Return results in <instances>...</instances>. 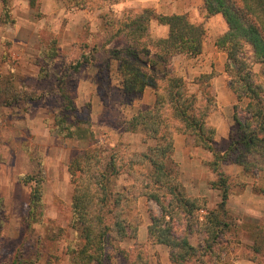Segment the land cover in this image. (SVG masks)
Instances as JSON below:
<instances>
[{
	"label": "trees",
	"instance_id": "trees-1",
	"mask_svg": "<svg viewBox=\"0 0 264 264\" xmlns=\"http://www.w3.org/2000/svg\"><path fill=\"white\" fill-rule=\"evenodd\" d=\"M62 1L69 7L94 10L105 8L111 0ZM2 3L0 21L13 24L7 0ZM28 4L35 7L38 0H28ZM202 8L205 17L221 14L227 24L226 32L215 39V45L227 54L224 69L229 77V87L236 96L232 115L234 132L229 133L225 152L216 147V128L209 122V117L217 109L211 85L216 72L200 74L190 83L174 71L171 63L175 55L194 57L202 52L206 38L202 23L191 21L186 13L163 15L149 8L140 13L124 11L117 20L109 13H103L99 35L105 40L98 44L99 35L91 32L87 35L96 38L95 41L87 38L74 43L75 48H80V54L63 67L62 76L59 74L57 91L62 100L54 114L57 135L88 143L67 166L72 183L71 226L80 238L79 245L68 249L70 264H103L108 260L107 245L135 239L137 228L130 224L125 214L140 196L152 200L161 210L159 215L150 214L147 239L152 244L168 248L171 264L191 261L206 264L207 256L220 264L222 253L237 244L228 239L221 240V236L232 232L238 225L227 208L231 186L229 176L220 169V163L228 151L235 150L234 162L243 172L264 169V0H203ZM152 19L168 26L165 37H151ZM120 38L122 48L110 51L118 61L117 71L125 99L131 102L140 98L147 87L154 94L153 102L141 104L126 121L124 130L140 131L145 140H152L154 144L148 145L143 152L118 155L112 151L105 162L104 151L93 146L95 137L89 120L75 115L78 108L69 96L67 82L84 64L95 61L96 53ZM49 39L40 42L36 61L39 80H49L56 73L54 61L59 54L58 42L54 37ZM249 48L251 58L247 59L245 50ZM254 64L261 66L263 81L256 79ZM97 75L105 86L109 84V61L97 65ZM2 92L6 94L5 105L19 102L22 97L19 91L11 93L8 87L0 89V94ZM25 92L23 97L27 101L42 96L33 91ZM245 99L247 102L241 105ZM88 106L89 103L85 105ZM176 133L191 136L193 146L213 156L212 160L203 162L217 175V179L210 182V186L219 191V201L212 209L208 208L204 197H192L185 192L174 159ZM122 174L129 176L132 184L117 191L115 179ZM19 181L30 184L27 219L36 221L40 215L38 210L43 206V178L21 175ZM201 209L205 210L202 221L198 219ZM2 210L0 197V214ZM176 223L184 224L181 231ZM243 229L253 235L252 244L245 246L251 253L247 258L258 264V257L264 255V225L246 224ZM196 232H202L204 238L198 245H193L189 236ZM136 258L137 262L133 260L130 264H148L140 252ZM10 264L33 262L17 255Z\"/></svg>",
	"mask_w": 264,
	"mask_h": 264
},
{
	"label": "rangeland",
	"instance_id": "rangeland-1",
	"mask_svg": "<svg viewBox=\"0 0 264 264\" xmlns=\"http://www.w3.org/2000/svg\"><path fill=\"white\" fill-rule=\"evenodd\" d=\"M2 2L3 0H0V14ZM7 3L14 23L0 21V89L8 87L11 93L19 91L22 97L19 102L5 105L3 100L6 94H0V197L3 200V210L0 214V264H10L17 255L31 260L33 264H70L68 249L79 245L80 238L71 226L72 183L67 166L88 143L64 138L54 130V114L62 100L57 91L59 74L62 76L63 67L76 60L80 54V48H75L74 43L89 38L87 34L91 32L100 34L99 28L103 25L100 16L103 13H109L112 19L117 20L122 17L124 11L140 13L146 8L133 5V0H111L105 8L94 10L69 7L62 0H38L35 7H30L28 0H7ZM52 37L57 39L59 50L54 61L56 73L49 80H39V66L36 61L40 42L41 39L48 41ZM95 39L89 38V41ZM104 40L105 38L99 35L96 42L101 44ZM122 46L121 38L113 40L95 54V61L84 64L67 82L69 96L78 108L75 115L89 120L95 137L93 146L104 151L105 162L112 151H116L118 155L143 152L148 145L154 144L152 140H145L140 131L124 130L126 121L144 103H140L141 97L130 102L123 95L121 78L117 71L118 61L110 51ZM245 52L246 58L250 59L249 49ZM105 60L109 61L110 76L106 86L99 81L97 75V65ZM253 71L256 79L263 81L259 64L253 65ZM25 91H33L42 96L37 100L27 101L23 97ZM245 102L246 99L241 105ZM87 103L89 106L85 107ZM238 111L242 114L241 109ZM233 130L232 119L229 133ZM182 143L184 147H192L193 139L186 135ZM219 143L225 146V138L219 140L218 145ZM218 145L216 144V147L222 152ZM228 145L229 137L223 152L227 150ZM236 156L235 150L228 151V155L220 163V169L229 176L230 196L235 197L234 195L248 186L251 192L248 196L256 194L264 200V169L253 168L245 173L241 166L234 162ZM178 157L183 159L182 154ZM212 159L213 156L208 151L199 153L191 149L184 161L189 165L186 164L181 169L180 162L175 160L178 176L186 194L204 197L210 209L214 207L209 205V200L217 199L218 203L219 191L210 186V182L216 180L217 175L203 162ZM194 161L198 163V169L195 170L190 165ZM21 175L43 178V206L38 210L40 215L36 221L27 219L31 187L30 184L19 181ZM130 184L132 179L122 174L115 179V190L119 191L121 187ZM245 205L248 206L245 210L240 209L237 202L232 205V210L227 207L238 226L234 227L231 234L221 236V240L228 239L237 244L222 253L220 264H232V254L236 257L249 256L251 253L245 247L249 244L245 237L243 239V235L252 240L253 235L243 227L246 224L264 225V201L257 200L252 203L249 198ZM201 210L202 213L198 211L200 221L205 214V210ZM160 212L155 202L145 196L138 197L134 207L125 214L130 224L137 228L136 238L107 245L105 252L108 260L103 264H130L133 260L136 263L137 252L147 259L148 264H171L168 248L162 244H152L147 239L150 214L159 215ZM183 225L176 223L179 231ZM202 238V232L189 236L193 245H198ZM205 260L206 264H219L208 256ZM257 260L258 264H263L264 255ZM186 264L199 263L191 261Z\"/></svg>",
	"mask_w": 264,
	"mask_h": 264
},
{
	"label": "crops",
	"instance_id": "crops-1",
	"mask_svg": "<svg viewBox=\"0 0 264 264\" xmlns=\"http://www.w3.org/2000/svg\"><path fill=\"white\" fill-rule=\"evenodd\" d=\"M132 1V0H131ZM133 5L138 6L139 8H149L152 9L156 14L170 15L173 13L188 14L191 21L195 23H202L206 30V38L203 45V50L200 54L194 57H188L186 55H175L172 57L171 63L175 72L178 75L182 76L188 82H192L197 76L203 73H209L214 70L215 76L211 80V85L213 91L216 95L217 100V109L209 117V122L216 128L215 143L218 145L219 140L225 138V146L219 143L218 147L222 149V152L227 146V139L229 137V131L232 127V115H233V105L236 102V96L229 87L228 75L225 72L224 66L227 61L226 52L220 50L215 45V39L226 32L227 24L221 14H216L213 16L205 17V12L202 8L203 0H133ZM168 33V26L165 24H160L156 19L151 20L150 24V35L153 39L163 38ZM249 52L251 50L249 48ZM154 100L153 90L150 87H147L143 94L141 95L140 103L151 104ZM186 137L185 134L176 133L174 134V148H175V160L180 162L181 169L185 167L187 163L186 160L187 154L191 149L203 153L206 150L200 147H184L182 141ZM144 151V150H143ZM179 154L183 155V159L180 160L178 157ZM186 155V156H184ZM189 159V158H187ZM180 160V161H179ZM195 162V161H194ZM192 162L193 170L198 169V163ZM189 165V164H187ZM194 176V174H192ZM195 177V176H194ZM251 193L248 189V186L243 189V191L234 195L235 197L229 196L227 201V207L232 208L233 204L237 202V205L240 209H246L248 206L245 205V201L249 198L252 203L259 200H262V196L248 194ZM208 196V194H206ZM219 201V197H218ZM217 199L209 200V205L215 207ZM257 206V205H256ZM259 207V206H257ZM263 207H261L262 209ZM260 209V208H258ZM260 209V210H261ZM264 209V208H263ZM232 210V209H231ZM259 210V211H260ZM250 245L252 244V238L243 235V239ZM245 242V241H244ZM231 253V252H230ZM237 253V252H236ZM232 264H257L256 262L250 260L246 256L237 257L231 255Z\"/></svg>",
	"mask_w": 264,
	"mask_h": 264
},
{
	"label": "built area",
	"instance_id": "built-area-1",
	"mask_svg": "<svg viewBox=\"0 0 264 264\" xmlns=\"http://www.w3.org/2000/svg\"><path fill=\"white\" fill-rule=\"evenodd\" d=\"M200 212L202 213V212H203V210H200Z\"/></svg>",
	"mask_w": 264,
	"mask_h": 264
}]
</instances>
